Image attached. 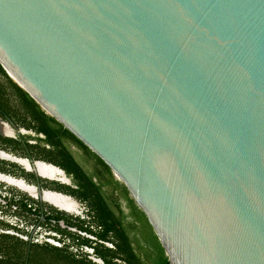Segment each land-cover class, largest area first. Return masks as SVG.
Masks as SVG:
<instances>
[{"label": "water", "instance_id": "water-1", "mask_svg": "<svg viewBox=\"0 0 264 264\" xmlns=\"http://www.w3.org/2000/svg\"><path fill=\"white\" fill-rule=\"evenodd\" d=\"M0 65L125 185L169 264H264V0H0Z\"/></svg>", "mask_w": 264, "mask_h": 264}, {"label": "flooded vegetation", "instance_id": "flooded-vegetation-1", "mask_svg": "<svg viewBox=\"0 0 264 264\" xmlns=\"http://www.w3.org/2000/svg\"><path fill=\"white\" fill-rule=\"evenodd\" d=\"M0 120L15 130L12 137L0 135V264H33V257L38 260L36 264H105L95 255L97 243L112 245L83 229L91 221L87 216V204L65 189L70 187L82 191L83 188L76 183L79 180L73 173L68 174L61 166L44 158L50 147L35 138L42 135L18 127L2 117ZM64 145L85 179L99 187L100 196L108 202L110 188L96 176L101 172L75 145L69 142ZM72 150L78 155L75 156ZM9 178L24 182L35 192L31 194L20 189L8 182ZM44 191L67 195L76 205H71V210L58 209L43 198ZM114 195L123 211L124 221H131L133 218L127 209V201L119 190H114ZM80 221L84 222L83 225Z\"/></svg>", "mask_w": 264, "mask_h": 264}, {"label": "trees", "instance_id": "trees-1", "mask_svg": "<svg viewBox=\"0 0 264 264\" xmlns=\"http://www.w3.org/2000/svg\"><path fill=\"white\" fill-rule=\"evenodd\" d=\"M0 117L18 127L42 135V137L35 136V138L50 147L46 150L44 158L61 166L68 174L73 173L79 180L76 183L83 188L82 191L78 192L70 187H65V189L87 204L89 209L87 216L91 218V221L88 227H83V229L98 240L112 245L108 247L101 242L97 243L95 255L100 257L105 264H169L164 249L145 214L129 195L125 185L114 178L110 168L100 157L59 121L46 113L23 88L7 75L1 65ZM65 142L75 145L91 161L92 166L101 172L102 175L96 173V176L102 178L101 183L110 188L108 202L100 196L99 187H96L90 179L89 181L85 179L84 173L64 145ZM30 146L34 147V145ZM114 190H119L127 201L133 218L131 221H124L123 211L117 202ZM82 221L80 225H83ZM32 261L36 264L38 260L33 257ZM91 264L96 263L91 262Z\"/></svg>", "mask_w": 264, "mask_h": 264}, {"label": "rangeland", "instance_id": "rangeland-1", "mask_svg": "<svg viewBox=\"0 0 264 264\" xmlns=\"http://www.w3.org/2000/svg\"><path fill=\"white\" fill-rule=\"evenodd\" d=\"M72 152L74 153L75 156H77V152H75L74 150H72ZM127 209H128V206H127Z\"/></svg>", "mask_w": 264, "mask_h": 264}, {"label": "bare ground", "instance_id": "bare-ground-1", "mask_svg": "<svg viewBox=\"0 0 264 264\" xmlns=\"http://www.w3.org/2000/svg\"><path fill=\"white\" fill-rule=\"evenodd\" d=\"M59 173V172H58Z\"/></svg>", "mask_w": 264, "mask_h": 264}]
</instances>
